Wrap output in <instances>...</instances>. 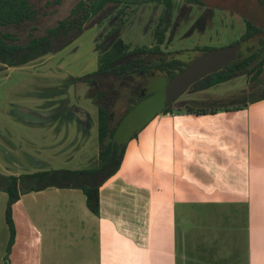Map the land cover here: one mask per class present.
I'll return each mask as SVG.
<instances>
[{
	"label": "crops",
	"instance_id": "obj_1",
	"mask_svg": "<svg viewBox=\"0 0 264 264\" xmlns=\"http://www.w3.org/2000/svg\"><path fill=\"white\" fill-rule=\"evenodd\" d=\"M99 196L94 214L77 188L23 192L7 253L0 188V264H264V99L157 113L124 145ZM178 211L204 221L180 233Z\"/></svg>",
	"mask_w": 264,
	"mask_h": 264
},
{
	"label": "rangeland",
	"instance_id": "obj_2",
	"mask_svg": "<svg viewBox=\"0 0 264 264\" xmlns=\"http://www.w3.org/2000/svg\"><path fill=\"white\" fill-rule=\"evenodd\" d=\"M51 1L34 0L35 8L46 11L34 28L25 24L24 27L9 28L8 31L25 42L29 34L38 36L57 20L64 18L78 0H63L59 6L48 7ZM262 1L263 3L259 0H205L207 5H198L186 3L185 0H173L169 8L160 3L121 4L117 6V10L120 9L121 12L116 14L114 10L111 14L116 15L115 20H112L109 13L103 15L108 8L105 7L97 16L99 20L96 25L84 30L61 50L33 59L22 66L8 67L0 64V188L4 182L1 180L3 176H18L41 169H83L97 165L100 146L95 121L89 137H77L78 141L73 148L67 149V144L62 148L63 138H59L66 132V126L59 128L55 123H26L14 115L12 110L14 106L41 108L48 101L44 97L61 88L63 83L94 71L100 50H96L95 45L103 39L110 24L122 25L119 36L130 48L137 45L151 46L155 43L154 26L161 17L164 29L161 49L164 52L177 51L176 58L188 65L184 71H178L171 77L152 70L128 75L125 79L96 78L90 85L76 82L67 87L71 102L85 109L94 119L97 107L108 109L117 99H122L114 108L116 114L111 122L115 124L119 121L113 137V143L118 149L134 139V134L150 124L154 115L164 108L174 113L177 110L186 112V106H234L258 96L260 89L264 87V65L262 73L256 79H252V73L244 69L229 76L226 81L210 86L202 77L196 82L192 79L186 90L183 89L190 79L188 73L194 67V62L207 60L194 47L221 48L229 45L243 34L245 19L263 29L261 36L264 39V0ZM255 40L256 38L246 43L254 44L247 52L264 49V40L257 43ZM246 44H243L240 53L244 52ZM129 84L132 86L128 93L134 97L135 102L124 114L129 101L122 94ZM72 128L73 126L70 130L71 137L74 130ZM37 161L42 162L40 167H35L38 166ZM25 188L26 185H21V189ZM177 217L180 233H188L189 228L186 227L199 225L204 221L201 219L202 222H199L197 212L190 213L187 217L182 211H178ZM211 220L209 219L211 223L216 222ZM240 220H243L241 215ZM192 234L194 239L201 238L198 232L193 231ZM244 237L245 235L238 243L242 249Z\"/></svg>",
	"mask_w": 264,
	"mask_h": 264
},
{
	"label": "trees",
	"instance_id": "obj_3",
	"mask_svg": "<svg viewBox=\"0 0 264 264\" xmlns=\"http://www.w3.org/2000/svg\"><path fill=\"white\" fill-rule=\"evenodd\" d=\"M188 2H200V0H187ZM161 3L165 8L171 6L172 0H78L69 10L68 14L57 20L52 26L47 27L44 32L38 36L29 34L27 40L21 41L19 37L6 29V27L20 26L27 22L34 21L43 11L35 8L34 0H0V62L8 65H21L33 59H37L46 54L55 53L69 43H71L84 30L98 23L100 12L108 7L103 13H109L112 16L115 10L116 14L121 12L117 10L118 5L124 4H141V3ZM63 0H52L48 6L56 7L61 5ZM100 18V17H99ZM163 19L160 17L154 27L155 43L151 46L137 45L130 48L119 36L122 25L110 24V28L103 34V39L96 43V50L100 49L97 54L96 69L87 74L88 77H112L114 79L124 78L128 75L143 73L147 71H157L171 77L176 72L181 71L186 62L176 58L177 51L164 52L161 44L164 40V30L162 28ZM262 28L250 20L245 19V30L243 34L230 44L238 41H244L252 38L262 32ZM215 47L201 46L194 47L197 52H208ZM235 70L246 69L252 73L251 78L256 79L263 71L264 49L253 51L238 61L228 64ZM225 77H218L211 84H216L224 80ZM125 79V78H124ZM123 97H129L128 108L134 103V97L129 96L132 84L127 85ZM121 96V97H122ZM264 99V87L259 91L258 96L248 100L241 105L219 107H201L193 108L186 106L184 109L187 113L194 114H213L220 111H231L243 109L247 103ZM180 111V110H177ZM170 112L164 108L161 113ZM114 109H104L98 107L97 110V140L100 145L98 152L99 163L92 168L83 169H52L40 170L32 173H24L18 176H3L2 190L8 195L5 209V221L8 226L9 236L6 246L8 253L15 240V227L12 218V206L18 201L23 192L38 191L47 187L57 188H77L85 195L87 208L94 214L99 213L100 203V186L109 177L119 169L123 157L124 146L118 149L113 143L114 133L118 122L111 125L115 118ZM137 134H134V137ZM21 185H26L21 189Z\"/></svg>",
	"mask_w": 264,
	"mask_h": 264
},
{
	"label": "flooded vegetation",
	"instance_id": "obj_4",
	"mask_svg": "<svg viewBox=\"0 0 264 264\" xmlns=\"http://www.w3.org/2000/svg\"><path fill=\"white\" fill-rule=\"evenodd\" d=\"M185 2L189 3V4H198V5L205 4V5H207L205 0H200V2H188L187 0H185ZM259 2L263 3L262 0H259ZM154 3H158V2H154ZM172 3H173V0H172ZM172 3H171V5H172ZM45 12L46 11H43L34 21L27 22L25 24H29V25L33 26V28H34L35 27L34 25L37 24L38 21L40 20V16L44 15ZM25 24L20 25V26H14V27L12 26V27H8V28L6 27V29L8 30L9 28L24 27ZM262 33H263V31L260 34L254 36L252 38H249V39L244 40V41L236 42V43L240 44V47L237 50L235 56L231 59V61L228 62L226 65L221 66V67L215 69L214 71H212L211 73L203 76L202 80L204 79V82L208 86H210V85H213V84H211V82L216 80L218 77H220V78L225 77L224 80L221 81V82H224V81H226L229 78V76L233 75L234 73L239 72L240 70H238V69L235 70L234 68L229 67L228 64H230L233 61H238V60L242 59L244 56L250 54L251 52H247V49H250V47L252 48V46L254 44H249L248 45L246 43L251 41V40H254L255 38H256L255 43H257L259 40H264L262 38V36H261ZM236 43H234V44H236ZM243 44H246V46L244 47V52L240 53L239 50L242 48ZM229 45H233V44H229ZM241 54L243 56L239 57V55H241ZM26 63H28V62H26ZM26 63H24V64H26ZM0 64L6 65L8 67H14V65L13 66L12 65H8V64L3 63V62H0ZM24 64L17 65V66H22ZM90 73H87V74H90ZM87 74L83 75L82 77H78V78L74 77L73 79L69 80L68 82L63 83L61 88L56 89V90L52 91L53 93L49 94L48 96H45L44 98L46 100H48V101H46V103L42 104L41 108L28 109L29 111H33L32 114H34L35 117H38V119H36V120H37V122L39 121V124L52 125L53 123H55L59 128L62 127V126H64V127L66 126V132H64L63 136L60 135V140L63 138L62 139V148H64L66 146L65 144H67V149L73 148V146L78 141L79 137H83V138L89 137V134H90V131H91V127L93 128L92 124H93L94 121H95V127L97 129V110H98V107L96 109V118L94 119L93 117H91V115L85 109L81 108L79 105H76L75 102H73V101L71 102L70 97H69V95H68V93L66 91L67 87H69L72 84H75L76 82H82V83H86L87 85H90L94 81V79L96 80V78H102V77H97V76L88 77ZM75 80H77V81H75ZM221 82H218V83H221ZM94 93H95L94 95H96V92H94ZM88 97L91 99L90 95ZM117 100H116L115 103L113 102V104L108 107L109 110L110 109H114L116 104L122 99L120 98V99H117ZM126 100L129 101V97L128 96H126ZM174 100H176V98H174ZM93 102H95L94 99H93ZM175 103L177 104V101ZM132 104L133 103H131V105ZM178 104L180 106L183 105L182 103H178ZM34 111H35V113H34ZM39 112H42L43 114L41 115ZM20 113L23 114V113H26V112L21 110ZM30 113L31 112H29L28 114H30ZM159 113H161V111ZM116 122H118V121H116ZM111 124H113V123H111ZM72 126H73L72 129H74L76 131V133H74V130H73V136L71 137L70 130H71ZM77 137H78V139H77ZM97 142H98V140H97ZM99 150H100V148H99ZM97 157H98V153H97ZM37 162H38V166H35V167H40L42 165V162H39V161H37ZM98 163H97V165H98ZM93 167H95V166H93ZM90 168H92V167H90ZM41 170H43V169H41ZM70 170H76V169H70ZM38 171H40V170H38Z\"/></svg>",
	"mask_w": 264,
	"mask_h": 264
},
{
	"label": "water",
	"instance_id": "obj_5",
	"mask_svg": "<svg viewBox=\"0 0 264 264\" xmlns=\"http://www.w3.org/2000/svg\"><path fill=\"white\" fill-rule=\"evenodd\" d=\"M239 47H240V44L236 43V44L228 45V46L221 47V48H214L208 52L203 53L204 58H207V60L204 62H194V67L192 69H190V71L188 73V76H190V79L188 80V83H187L185 89H183V91L186 90L187 86H189V83L191 82L192 79H193L192 81L196 82V80L198 81L199 78L207 75V73H209L210 71H213L216 68L224 66L228 62H230L231 59L235 56ZM187 67H188V65H186L181 70V72L184 71ZM28 109L29 108H27V107L14 106L12 111H13L14 115L19 116V118L26 123H39V121L37 122V120H36V119H38V117H35L34 114H32L33 111H29ZM21 110L25 111L26 113L21 114L20 113ZM29 112H31V113L28 114ZM159 112H157V113H159ZM34 113H35V111H34ZM39 113L41 115L43 114L42 112H39ZM136 118H134V121L136 120Z\"/></svg>",
	"mask_w": 264,
	"mask_h": 264
}]
</instances>
